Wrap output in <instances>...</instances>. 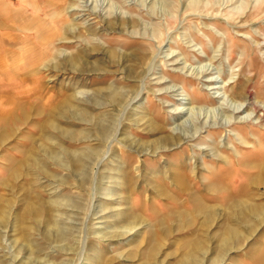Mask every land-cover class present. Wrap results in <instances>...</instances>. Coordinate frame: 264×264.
Here are the masks:
<instances>
[{
  "label": "rangeland",
  "instance_id": "obj_1",
  "mask_svg": "<svg viewBox=\"0 0 264 264\" xmlns=\"http://www.w3.org/2000/svg\"><path fill=\"white\" fill-rule=\"evenodd\" d=\"M0 1L10 8L0 11V126L14 129L0 140V264H175L195 237L207 241L202 263L211 264L217 244L201 220L179 229L173 218L192 207L171 174L186 163L197 189L221 182L237 198L264 155V0ZM238 102L252 120L163 142L177 124L218 121L211 111ZM63 103L71 111L56 113ZM32 139L39 166L10 179L11 160ZM244 191L264 203L263 186ZM213 195L222 213L225 197ZM28 206L41 211L36 220ZM131 215L137 225L125 233ZM163 218L169 231L159 235ZM259 228L214 264H259L250 253L264 252ZM60 230L65 239L55 241ZM152 235L159 252L150 259Z\"/></svg>",
  "mask_w": 264,
  "mask_h": 264
},
{
  "label": "bare ground",
  "instance_id": "obj_2",
  "mask_svg": "<svg viewBox=\"0 0 264 264\" xmlns=\"http://www.w3.org/2000/svg\"><path fill=\"white\" fill-rule=\"evenodd\" d=\"M9 9L10 8L7 4L0 1V11L1 12H7ZM125 17L127 16H124V17L122 16V19ZM0 25H1V20H0ZM67 60L70 61V59H67ZM76 62L77 60H74V59L73 60L71 59L70 61V63L73 66L76 64ZM171 87L173 88L174 86H168L166 88H171ZM116 95L117 94L115 90L111 91L110 96L114 100L116 99ZM236 97L240 98V95H236ZM244 97H248V96H244ZM182 99L183 98L177 99V101H180L181 103H183L182 101L184 99L183 100ZM94 104L100 106V104L97 102H94ZM16 106L19 110L21 109L20 110L21 117L19 118V120H22V121L26 120L27 110L24 108V105L18 103ZM257 108L264 112V105L258 106ZM220 109L221 111H216V110H213L216 112L211 111L213 114L210 112L214 116L215 114L220 116L218 121L207 120V118H202L200 127H194V128L192 127V125L186 122L187 120L183 121L182 123L177 124L172 129L171 136H167V137L165 136L166 138L163 140V142L166 144V142H168L169 140H172L171 142L173 143L170 145L177 146V144H179L182 141H185V142L193 141V139L197 136V134L202 129L215 128V127L225 128V127H229L234 122H246V121L253 119V117H251V113L245 112V107L243 106V103L241 102L240 103L238 102V104L233 107L224 106V107H221ZM0 111H2L1 107H0ZM70 111L71 109H69V106L67 105V103H63L62 105H60V107L57 108L56 113L59 112L61 114H66ZM188 112L189 114L195 113L194 109L192 108H189L186 110L174 108L172 111V113H176L177 115H180V116L181 114H186ZM76 113H77V116H80V117H83V114L84 116H86V113L81 109H79L78 112ZM54 114L55 113H53V115ZM257 120L258 119H256L255 122H257ZM2 129H5L3 133L0 134V140L2 142H5L11 137H13L14 129L12 127H10L9 125L3 124ZM156 143L158 142H155L154 145H156ZM34 144H35L34 140L32 139L30 143H28L25 147L22 148L20 153L17 155L16 159L11 160L10 162L11 164L8 167V176L10 177V179L12 180L16 179V177H18V175H21L22 171L23 170L25 171V169H30V168L36 169V166H39L37 165L38 162H37V157H36L38 156L37 154L39 151L36 145L34 146ZM147 144L150 145V143H147ZM30 148L33 150L32 151L29 150ZM210 152L211 151L206 152L205 150L206 154L211 155ZM50 155H51V159L59 163L58 157L56 155H53V154H50ZM215 157L217 158L218 156L215 155ZM82 160L83 159L80 156L78 158H75L72 163L78 166L80 163H82L81 162ZM183 167H184V171H182L181 174H179L178 172H174L173 174H171V178L173 179V182H175L174 184L176 186V189L186 196V201H184L185 203L183 201L181 202H183L184 206L190 205L192 207V211L178 212L173 216V218H177V217L180 218V223H178L179 229H182L185 226L191 227L192 225H194L195 222H198V219H200L201 220L200 225H202L204 228L203 230H205V233L203 234L207 236L208 242L215 241L217 244L215 248H213V253L215 254V257L211 260V264L220 263L224 260V258L227 256L228 253L236 251L246 241L253 239L258 234V231H259L258 228L264 225V203L257 202V198H255L253 195H250L249 193L244 191L245 184L254 186V187H259V186L264 187V155L260 157L259 159H257V162L253 161L254 173L249 174L247 176L248 177L247 182L241 184L242 189L241 191H238V194L240 195L237 198L235 197L236 195H233L232 191H228L227 187L223 186L221 182L215 183L211 186L206 185L205 187L208 189V192H204V189H201V190L197 189V187H195L197 185V180H198V177L196 176L197 168L189 169L186 163L183 165ZM32 172H36V171H32ZM190 179H192V181H195L193 183L194 185L193 184L191 185L189 183ZM162 191L164 193L166 191V188L162 187ZM213 193L214 194L221 193L225 197V200L223 203L224 205L222 207V213L218 212L219 209L217 207H214L211 205L212 199H213L212 197L216 199V196H214ZM174 199H177V198H174ZM24 213H25V216H30L33 220H36L39 217L41 211L32 206H28ZM219 217H222V219L220 220L222 221V225L220 224L222 226V229L220 230V232L213 234V236L212 235L210 236L208 234V230L212 227V225L215 223V221ZM137 220H138L137 216H134V215L129 216V223H127L128 229L125 233L135 228V226L137 225ZM165 221L166 219L163 218L159 223L160 225L159 235L164 234L167 231H169L167 230V225ZM51 235L54 238H56L55 241L57 240L61 241L65 239L66 232L64 230L62 231L60 230V232L51 233ZM151 240H152V247H151V250H149L150 251L149 258L153 259L155 258L156 254L159 252V242L158 240H156V236L154 237V235H152ZM206 242L201 241L199 238H196V237L188 241L185 246V253L183 254V257L179 259L178 262H176L175 264H203L202 260L207 254ZM258 248H254V247L251 248L252 251L250 253L251 255L253 254L256 255V253L259 252L258 257L256 258H258L259 264H264V252L259 250Z\"/></svg>",
  "mask_w": 264,
  "mask_h": 264
}]
</instances>
